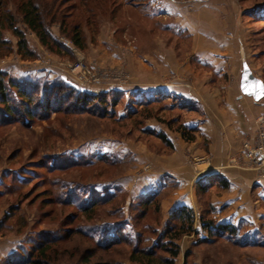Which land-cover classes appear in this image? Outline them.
<instances>
[{"label": "rangeland", "instance_id": "374dc122", "mask_svg": "<svg viewBox=\"0 0 264 264\" xmlns=\"http://www.w3.org/2000/svg\"><path fill=\"white\" fill-rule=\"evenodd\" d=\"M5 2L17 26L24 29L17 0ZM61 17L66 21L64 30L59 23L50 25L62 46L57 51L26 30L27 46L35 58L22 57L17 52L18 38L10 29H0V79L14 107L0 123V250H13L1 254L0 264H10L16 250H24L25 255L34 251L41 238L52 242L49 264H80L89 256L98 264H141L131 259L132 253L141 251L153 254L152 264H167L161 259H171L166 248L174 247L178 250L174 264H264L261 192H250L253 198L258 195V201L252 200L243 210L248 217L231 221L227 216L223 219L231 208L218 209L212 203V194L219 195V188L212 183L198 192L196 186L197 209H191V220L183 223L171 214L176 207L161 205L177 182L169 183L149 206L140 204L141 193L134 195L129 187L112 184L128 177L138 180L159 170V164L178 172L211 165L208 156L189 149L195 145L189 141L201 136L197 126L184 123L203 115L196 98L186 103L185 96L145 92L142 101L150 103L142 105L135 103L133 93L141 91L134 89L170 83L190 92L194 89L202 100L203 90L218 88L223 106L229 88L237 89L246 69L264 83V0H69ZM76 25L83 48L71 40ZM39 65L52 66L65 78H52ZM25 67H37L40 73L24 75ZM27 76L64 82L79 91L98 94L117 89L122 94L112 117L92 114V108L101 112L105 105L98 101L87 111L78 112L73 106L48 114L31 103L34 113L28 116L10 82ZM108 98L110 102L112 97ZM1 100L0 94L4 111ZM152 124L165 133L148 128ZM158 133L170 135L171 145ZM181 139L185 146L175 148ZM200 139L196 146L207 151L209 140ZM258 171L264 178L263 170ZM117 185L121 190L89 213L80 210V204L107 196ZM124 219L126 241L101 249L97 241L112 236L115 222ZM207 221L234 224L236 232L211 235L203 225ZM175 232L181 233L172 238Z\"/></svg>", "mask_w": 264, "mask_h": 264}, {"label": "crops", "instance_id": "0c3cea01", "mask_svg": "<svg viewBox=\"0 0 264 264\" xmlns=\"http://www.w3.org/2000/svg\"><path fill=\"white\" fill-rule=\"evenodd\" d=\"M37 67H25L22 70L24 75L39 74L40 72L35 69ZM41 68L44 69L43 73H48L52 78H65L52 66L43 65ZM229 89L225 96L226 103L221 106L219 105L220 90L218 88H213L206 92L203 90V98L199 100L194 89L190 92L170 83L161 84L157 82L156 84L137 85L134 91L138 90L145 93L159 90L165 94L172 93L185 96L190 101H194V98H196L195 101L201 103L203 115L186 120L184 123L190 128L197 126L201 130V136H197V140L189 141L191 144H195L191 145L189 149L197 155L208 156L211 159V165L206 166L207 164L203 163L200 168H196L197 170L191 171L188 168L185 171L178 172L176 169L162 168L159 164V170L153 173L146 172L138 180L134 179L136 181L128 177V179L119 182L113 181L112 184H121L124 187L126 186V188L129 187L135 195L148 190L163 192L169 183L177 182V186L173 187L162 199V207L172 209L184 205L196 210L195 187L197 182L201 178L211 176L215 188H219L220 191L219 195L212 194V203L218 209L222 207L231 208L228 214L223 215V219L227 216L230 217L231 221H237L241 217H248L243 210L252 204V200L256 199L258 201L256 197L258 195L253 198L250 192L253 191L255 194L261 192V196H264V178L260 177L258 169L245 156L242 143L245 140L254 142L257 118L260 115L264 116V100L256 101L252 96L243 93L242 79H240L237 89L233 87ZM189 108H192V106ZM148 128L155 129L157 132L162 130L155 124L148 126ZM166 138L171 141L170 135H167ZM200 138L209 140L207 151L196 146V143L200 142ZM181 142H183L182 139L179 143H174L175 148L176 146H185L186 143L183 144ZM175 155L178 154L176 153ZM229 160L233 161L232 165H229ZM218 221L220 222L221 220ZM12 251L0 250V256Z\"/></svg>", "mask_w": 264, "mask_h": 264}, {"label": "trees", "instance_id": "16d2710c", "mask_svg": "<svg viewBox=\"0 0 264 264\" xmlns=\"http://www.w3.org/2000/svg\"><path fill=\"white\" fill-rule=\"evenodd\" d=\"M69 0H17V13L20 15V20L24 25V29L17 26L16 16L7 7L5 0H0V29H10L11 32L18 38L17 41V52L24 58H35L36 54L28 46V39L26 37V30L33 32L39 39L40 43L49 49L56 48V51L62 49L60 41L51 31L50 25L53 23H59L60 27L64 30L66 28V21L61 17L62 6L66 4ZM65 26V28H64ZM72 42L79 48L84 47V39L79 26H74L71 32ZM6 40H3V42ZM12 87L17 88L16 95L20 101L25 103V112L28 116H32L34 109L31 108V103H34L37 108H43L45 113H51L53 111H68L67 109L75 106L78 112L87 111L94 104H100L104 102L105 105L101 108V112H98L96 108H92L93 115L99 117H112L115 116L116 110L114 106L116 105L117 99L122 94L121 90H111L104 91L101 93H93L88 91H79L73 86L66 84L64 82L60 83H50L48 81L40 80L36 76H27L23 79H11ZM12 87L10 89H12ZM4 85L3 79H0V94L2 95V102L4 103V111L0 110V123L5 122L13 112L14 107L10 105L9 97ZM166 95L162 91H151L149 96L152 94ZM137 99L138 104H148L150 100L143 102L142 99L145 96L143 92L133 93ZM108 97H112L110 102H107ZM157 97V96H156ZM156 99V98H155ZM98 101V102H96ZM186 103H191L190 100L186 99ZM101 105V104H100ZM63 106V108H62ZM189 107V106H187ZM158 137L162 139L167 145H171L170 141L166 138L164 134H157ZM107 158H111V155H107ZM112 159V158H111ZM122 159V158H119ZM113 163L115 161H112ZM212 177H204L198 180L197 190L198 192L206 191L212 182ZM121 190L120 186H115L113 192L108 191L107 196L103 198H92L88 203L80 204V210L87 214L94 209L98 204L105 202L111 196L118 193ZM98 192V191H97ZM160 192L153 190H148L139 195L140 204L145 206L152 205L155 201L159 200ZM93 195V193H92ZM96 195V194H95ZM92 197V196H91ZM90 197V198H91ZM173 217L180 219L183 223L187 220H191L192 211L188 206H178L174 208L171 212ZM126 220L120 222H115L113 235L108 236L106 239L98 240V246L103 250H109L111 247L120 243L121 241H126L128 235L125 229ZM191 222V221H190ZM191 225V224H189ZM205 228L209 231L211 235H221L223 233L234 234L236 232V226L234 224L228 223H218L212 224V222H203ZM183 230L184 224L181 225ZM189 229L191 228L188 226ZM184 231V230H183ZM181 232H175L171 235L172 238H177ZM86 234L90 237L94 236L90 232L86 231ZM51 241L46 238H41V240L36 244L34 251L29 252L25 255V251L16 250L12 253L9 260L10 264H49L50 255L49 250L51 249ZM171 253V259L163 258L161 262L167 264H174V257L178 255L177 247L166 248ZM25 252V253H24ZM132 253L131 259L137 263L141 264H152L153 254L147 251ZM144 256V258H143ZM90 257V256H89ZM84 258V263L80 264H98L92 263L90 258ZM92 257V256H91ZM99 264H109L108 262Z\"/></svg>", "mask_w": 264, "mask_h": 264}, {"label": "built area", "instance_id": "2783aa9c", "mask_svg": "<svg viewBox=\"0 0 264 264\" xmlns=\"http://www.w3.org/2000/svg\"><path fill=\"white\" fill-rule=\"evenodd\" d=\"M80 64H77L79 66ZM245 156L257 168L264 172V118L257 120V129L254 142L245 140L242 143Z\"/></svg>", "mask_w": 264, "mask_h": 264}, {"label": "water", "instance_id": "95a60500", "mask_svg": "<svg viewBox=\"0 0 264 264\" xmlns=\"http://www.w3.org/2000/svg\"><path fill=\"white\" fill-rule=\"evenodd\" d=\"M242 91L258 101L264 97V83L257 80L253 74L246 69L245 77L242 82Z\"/></svg>", "mask_w": 264, "mask_h": 264}]
</instances>
